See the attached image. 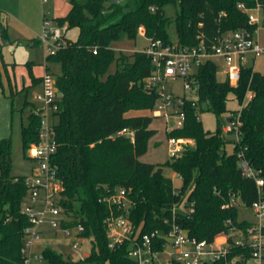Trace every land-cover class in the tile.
Returning <instances> with one entry per match:
<instances>
[{"label": "trees", "instance_id": "obj_1", "mask_svg": "<svg viewBox=\"0 0 264 264\" xmlns=\"http://www.w3.org/2000/svg\"><path fill=\"white\" fill-rule=\"evenodd\" d=\"M240 3L247 8L259 4L264 10V0H71L68 13L58 21L66 30L77 28L78 37L70 40L65 35L63 45L45 57L47 71H51L49 63L61 66V72L54 74L58 97L52 110L57 118L53 160L65 185L62 204L85 225L84 235L95 250L68 261L46 248L43 255L49 264H135L128 256V242L118 248L109 246L106 217L110 209L101 198L118 188L128 191L129 218L140 234L169 230L176 223L189 236L211 241L234 225H247L238 218V206L231 199L237 196L248 207L258 197L255 180L244 176L239 166V152L264 175V73L242 65L233 85L228 79L218 81L211 58L203 62L190 77L197 98L181 97L183 124L168 132L170 137L192 139L194 145H185L179 155L154 164L140 157L157 132L150 127L155 116L128 113L154 108L160 94L148 88L147 79L155 67L145 49L117 56L112 47L121 37L135 39L141 29L149 41L171 43L168 27L173 21L182 46L192 47L201 40L210 46L224 32L256 26ZM169 4L177 7L174 17L165 12ZM0 29L7 36L5 25ZM39 42L35 39L32 44ZM113 62L116 69L109 72ZM30 70L32 85L41 83L42 76L35 77ZM231 95L240 109H228ZM25 105L31 106L28 124L22 129L23 147L28 149L38 141L41 117L32 102ZM199 111H210L219 120L224 114L233 118L239 113V142L225 137L221 120L214 130L206 129ZM124 128L131 134L121 133ZM230 142L232 152L226 148ZM163 165L182 177L178 192L173 179L163 174ZM11 167V140L0 138V264H23L21 248L31 224L22 210L28 186L26 175H12ZM159 237L157 250L165 241Z\"/></svg>", "mask_w": 264, "mask_h": 264}, {"label": "built area", "instance_id": "obj_2", "mask_svg": "<svg viewBox=\"0 0 264 264\" xmlns=\"http://www.w3.org/2000/svg\"><path fill=\"white\" fill-rule=\"evenodd\" d=\"M239 7L248 12L249 22L256 26L224 32L210 46H206L203 40L192 47L182 46L178 40L168 44L161 40L150 41L145 52L151 57L155 68L152 76L147 79V85L150 89L156 88L160 94L154 106L156 116L166 115L170 105L179 103L172 95H164L161 82L165 78L182 77L185 80V87L193 88L191 75L207 59L219 55L227 62V79L230 83L232 81L237 83L244 55L250 52L255 58L264 52L263 8L259 4L255 8H247L243 3H240ZM260 13L263 17L262 27L259 26ZM46 25H49V21ZM66 31V25H63L45 32L39 40L47 43L51 37L52 42L49 44V49L50 53H55L65 42ZM54 80V74L46 70L40 83L43 86V94L36 95V98L43 104V107L34 110L35 114L41 117V124L38 141L31 143L28 152L30 158L38 161L39 169L29 178L26 176L28 193L22 210L31 224L25 229L24 245L21 248L23 264H39L45 260L43 252L38 254L34 250V244L40 238L43 225L50 230H62L67 235L73 236L75 238L72 244L74 250H77L88 238L84 235L85 225L62 204L65 185L53 160L57 150L54 122L48 121L45 113L47 108L53 110L54 102L58 97ZM180 114L182 120L178 122V127L182 126L184 119V114ZM240 126L241 121L237 113L230 118V122H227L223 130L234 133L236 141L239 142ZM121 133L131 134L126 128L121 130ZM169 146L171 156L180 154L182 150L180 139L170 137ZM238 156L243 175L254 179L258 187L257 199L248 206L254 211V219L246 220L245 227L234 225L229 232L222 231L211 241L198 240L189 236L176 223H173L169 230H155L151 233L140 234V229L129 218L132 202L128 191L125 188H118L101 198L110 209L106 217L109 246L118 248L128 242V256L134 260L135 264H162L158 260V254L168 241L173 247L169 264H264V175L260 169L254 168L243 151L239 152ZM231 201L237 206L241 203L237 196L232 197ZM227 223L231 224L232 220L228 219ZM159 236L165 240L161 250L155 248V240L159 239Z\"/></svg>", "mask_w": 264, "mask_h": 264}, {"label": "rangeland", "instance_id": "obj_3", "mask_svg": "<svg viewBox=\"0 0 264 264\" xmlns=\"http://www.w3.org/2000/svg\"><path fill=\"white\" fill-rule=\"evenodd\" d=\"M71 6V0H0V25H5L7 36L1 33L0 29V68L3 79V87H0V138H9L12 148V175H26L28 178L38 171L39 163L29 156L28 149L23 147L22 129L29 121L31 111L30 105H25L26 101L32 102L34 110L43 107L40 100L36 98L37 94H43V86L40 83L32 85L31 70L35 77L42 76L46 73L45 57L50 53V43L52 38L49 37L47 43L39 42L33 45L36 39H41L45 32L63 26L59 23L58 18L65 16ZM176 8L174 5H166L165 12L167 15L174 17ZM259 26L262 27V13L259 14ZM49 21V25L46 23ZM135 39L121 37L112 42V47L116 50V55L121 53H132L142 51L150 44L149 39L141 33ZM168 31L173 39L177 40L175 22L173 21ZM263 31V30H262ZM66 37L70 40H76L78 29L70 28L66 31ZM211 59L216 63V77L218 81L227 79V62L225 58L214 55ZM30 63V64H29ZM241 63L246 67H253L254 70L264 73V52L254 58V54L246 53ZM52 74L61 72V66L58 63H49ZM116 69V63L113 62L109 67V72ZM185 80L182 77L165 78L161 82L164 95L170 94L176 98L177 103L181 97L188 99L197 98L196 88L185 87ZM233 85L236 83L232 81ZM251 93L248 94L250 97ZM227 102L230 110L241 108L239 101L233 96ZM153 109L131 110L129 116L153 115L152 128L157 132L149 140L148 149L140 159L144 162L163 164L171 155L169 152L168 132L178 127V122L182 120L179 113L178 104L170 105L166 115L156 116ZM47 119L55 122L57 118L53 115L52 109L47 108L45 111ZM227 114H224L220 120L223 126L227 124ZM199 118L204 127L214 130L219 123L216 115L210 111H199ZM219 120V121H218ZM227 139H235V134L225 132ZM182 149L185 145H194V141L188 138H179ZM228 152H232L233 144L230 142L226 146ZM163 174L173 179L175 191L178 192L182 186V177L175 172L170 166H162ZM238 218L240 220H253L254 211L252 208L238 204ZM75 238L67 235L62 230H50L46 225L42 226L40 238L34 244V250L41 254L44 249L51 248L61 254L65 260L77 261L95 250L90 238L74 250L72 244ZM173 247L168 241L164 249L159 252L158 260L162 264H169L170 253ZM39 264H49L46 260Z\"/></svg>", "mask_w": 264, "mask_h": 264}, {"label": "crops", "instance_id": "obj_4", "mask_svg": "<svg viewBox=\"0 0 264 264\" xmlns=\"http://www.w3.org/2000/svg\"><path fill=\"white\" fill-rule=\"evenodd\" d=\"M141 33L142 34H144V32L143 31H141ZM133 53V52H132ZM132 53H125V54H132ZM46 66V65H45ZM227 118H229V117H227ZM152 126V123H151V125H150V127ZM152 128V127H151Z\"/></svg>", "mask_w": 264, "mask_h": 264}, {"label": "water", "instance_id": "obj_5", "mask_svg": "<svg viewBox=\"0 0 264 264\" xmlns=\"http://www.w3.org/2000/svg\"><path fill=\"white\" fill-rule=\"evenodd\" d=\"M114 1H118V0H114ZM227 122H230V118H227Z\"/></svg>", "mask_w": 264, "mask_h": 264}]
</instances>
